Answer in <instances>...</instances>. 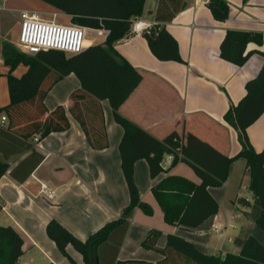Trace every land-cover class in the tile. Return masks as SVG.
I'll use <instances>...</instances> for the list:
<instances>
[{"label": "crops", "instance_id": "obj_1", "mask_svg": "<svg viewBox=\"0 0 264 264\" xmlns=\"http://www.w3.org/2000/svg\"><path fill=\"white\" fill-rule=\"evenodd\" d=\"M207 1L185 0L183 10L166 23L167 30L178 41L184 62L159 60L143 34L130 35L115 43L116 49L142 74L140 84L121 105L119 114L157 139L178 131L191 152L204 148L202 142L223 156L232 157L241 149L239 130L225 120V114L244 97L247 81L258 74L264 59L260 53H254L245 65L237 66L221 58L220 45L229 29L264 34V0H226L231 12L223 22L214 18ZM32 3V0H7L0 4V76L3 77L0 107L10 103V66L5 63L4 44L8 42L18 48L22 13L31 14L27 6ZM158 4L159 0H146L143 14L136 19L146 26L155 25ZM87 30L97 32L102 39L88 38L86 46L104 41L106 31ZM248 49L264 51V42L260 46L251 43ZM26 69L25 64H20L13 75L20 77ZM81 87L75 73L52 87L44 99L45 106L52 111L62 105L70 128L52 132L40 143L33 138L35 152L27 150L12 155L9 169L0 178V214L4 213L11 222L0 225L15 227L24 239L19 264H86L83 255L71 244L67 252L75 263L61 252L47 234L48 223L56 219L78 238L86 240L105 223L120 217L130 202L121 158L125 129L116 120L111 102L103 99L109 145L104 149L91 147L70 111V95ZM3 116H7L6 111L0 112V125L6 126L8 121L2 122ZM247 135L257 151L264 149V112L247 128ZM191 136L197 139L194 148L190 145ZM27 157L30 161L19 166ZM34 162L37 165L31 169ZM163 163L165 171L155 178L151 177L150 164L145 158L134 164L139 194L151 205L153 214H146L140 207L130 214L119 260L163 261L165 256L160 250L143 246L153 230L161 231L157 241L160 249L166 247L171 234L185 238L206 254L240 252L249 236L264 245V229L256 223L261 203L249 189L250 173L244 160L231 164L228 179L222 186L208 188L219 204L218 212L189 229L165 221L152 188L169 175L182 176L197 184L201 178L185 162L172 165L170 155L165 156ZM244 199L251 205H246Z\"/></svg>", "mask_w": 264, "mask_h": 264}, {"label": "trees", "instance_id": "obj_2", "mask_svg": "<svg viewBox=\"0 0 264 264\" xmlns=\"http://www.w3.org/2000/svg\"><path fill=\"white\" fill-rule=\"evenodd\" d=\"M41 1L69 15L71 23L104 30L106 36L102 43L86 46L77 54L53 49L28 54L5 42L3 55L5 63L10 66V103L0 107V112L6 111L9 119L6 126L0 125V178L9 169L8 160L12 155L27 150L35 152L33 138L40 143L50 133L70 128L62 105L49 111L44 103L52 87L70 73H75L82 82V87L70 95V111L80 123L91 147L104 149L109 145L101 104L103 99L111 102L116 120L125 129L121 158L130 193L128 206L120 217L105 223L86 240L78 238L58 220L52 219L47 225V234L61 252L74 262L67 252V246L71 244L83 255L86 264H264V245L254 236L247 238L240 252L206 254L192 242L172 234L166 247L158 248L160 230L151 231L143 246L160 250L165 256L163 261L151 263L118 259L133 210L140 207L146 214H153L151 205L142 200L134 180V164L141 158L149 162L152 178L165 171L162 163L166 155L172 156V165L185 162L201 178V183L197 184L182 176L169 175L152 188L165 221L187 229L198 227L218 212L219 204L208 188L222 186L228 179L231 164L244 160L250 173L249 189L261 203L256 223L264 229V149L257 151L247 135V128L264 112V61L258 74L247 81L244 97L225 114V120L239 130L241 149L232 157H225L201 142L205 147H195L196 151L191 152L178 131L157 139L119 114L121 105L140 84L142 74L116 49L115 43L131 35L133 21L143 14L146 0ZM207 5L217 21L229 18L231 7L226 0H208ZM184 7L185 0H159L155 12L156 24L150 25L143 33L151 52L159 60L184 62L178 41L166 28V23L172 21ZM263 42L262 32L229 29L221 42L220 56L243 66L254 53H260L264 59V51L248 49L251 43L260 46ZM20 64H25L27 69L22 76L16 77L13 71ZM189 140L191 148H194L197 139L191 136ZM28 158L19 166L29 162ZM245 204L251 205L246 200ZM23 244L24 239L15 227L0 225V264H19Z\"/></svg>", "mask_w": 264, "mask_h": 264}, {"label": "built area", "instance_id": "obj_3", "mask_svg": "<svg viewBox=\"0 0 264 264\" xmlns=\"http://www.w3.org/2000/svg\"><path fill=\"white\" fill-rule=\"evenodd\" d=\"M0 9H2L1 5ZM149 27L134 19L131 35L143 34ZM17 46L29 54L50 49L63 51L67 54H77L86 47L85 31L79 25L58 22L56 13L53 19L48 20L24 12L22 13ZM6 119L7 117L3 116L2 122ZM43 191H47L45 185Z\"/></svg>", "mask_w": 264, "mask_h": 264}, {"label": "rangeland", "instance_id": "obj_4", "mask_svg": "<svg viewBox=\"0 0 264 264\" xmlns=\"http://www.w3.org/2000/svg\"><path fill=\"white\" fill-rule=\"evenodd\" d=\"M6 1L7 0H0V4L2 5ZM32 2L33 3L31 5L27 6L28 9H30L29 11H30V13L32 15H37L40 18L50 20V19L54 18V14L56 13L58 22L65 23V24L71 23V21H70L71 19H70L69 15L54 10L47 3H45V2H43L41 0H32ZM27 4H30V3H27ZM36 10H39L40 12H38ZM15 14H17V13H15ZM19 18H20V15H19ZM84 31H85V39L86 40L88 38H95L96 39L95 41H99L100 39H102V37H99L97 32L93 33L92 31L87 30V28H84ZM0 78H3V77L0 76ZM6 121H8V118H7ZM8 219L5 217L4 213L0 214V222L8 221V222H5V223H11L10 220H8Z\"/></svg>", "mask_w": 264, "mask_h": 264}, {"label": "water", "instance_id": "obj_5", "mask_svg": "<svg viewBox=\"0 0 264 264\" xmlns=\"http://www.w3.org/2000/svg\"><path fill=\"white\" fill-rule=\"evenodd\" d=\"M162 165L165 166V163H163Z\"/></svg>", "mask_w": 264, "mask_h": 264}]
</instances>
